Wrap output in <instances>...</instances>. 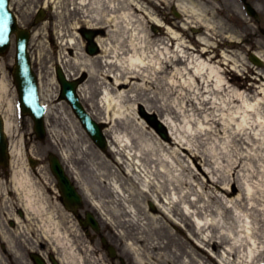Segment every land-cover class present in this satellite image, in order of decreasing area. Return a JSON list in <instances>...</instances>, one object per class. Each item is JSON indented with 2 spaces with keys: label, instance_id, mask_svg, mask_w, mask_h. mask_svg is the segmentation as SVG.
Returning a JSON list of instances; mask_svg holds the SVG:
<instances>
[{
  "label": "bare ground",
  "instance_id": "6f19581e",
  "mask_svg": "<svg viewBox=\"0 0 264 264\" xmlns=\"http://www.w3.org/2000/svg\"><path fill=\"white\" fill-rule=\"evenodd\" d=\"M74 3L77 6L80 3L82 9V16L72 23L74 29L81 25L84 29H97L96 40L101 51L96 56L87 53L84 57H71L69 48L77 47L78 43L63 40L58 64L68 77L79 71L88 73L89 77L79 86L78 92L92 117L108 124L104 132L110 152L92 150L93 139L80 122L59 112L52 104L53 95L45 91L43 84L40 90L50 135L58 144L63 138L67 141L62 157L82 164L84 173L76 172V178L85 197L97 212H104L105 222L111 228L126 223L127 229L136 231L129 247L137 264H264V82L254 94L249 91L257 90L255 83L246 90L230 83L226 64L238 70L239 59L226 50L220 52V56L211 54L212 47L220 44L207 35L198 36L204 46L197 49L167 25L166 34L170 40L159 42L158 39L159 43L152 44L154 35L145 25L142 14H150L154 25L164 23L139 0H73ZM176 5L181 12L195 14L204 21L208 33L218 26L215 21L203 17L204 10L194 1L177 0ZM57 12V25L60 26L64 15ZM57 33L64 35L66 32L59 28ZM38 36L36 31L33 38ZM257 53L264 59V53ZM2 65L0 62V70ZM252 66L253 72L264 79L257 65ZM242 70L244 68H240V72ZM167 73L170 75L163 76ZM257 75L254 77L258 78ZM161 79L165 80L163 84L169 93L179 87L186 93V88L193 91L191 94L194 93L197 103H213L220 113L206 114V120L213 122L211 131L230 133L235 142L246 145V150L235 159L224 154L223 159L229 165L216 166L213 177L203 182L195 183L191 178L197 180L196 175L186 174L185 164L177 161L181 157L179 151L170 150L162 141L148 137L149 122L139 116L145 111L143 108L139 114L136 111L130 116L124 110L129 93L152 91L154 83ZM96 93H99L98 100L94 98ZM138 104L134 105V111ZM184 111L185 108L179 110L180 113ZM0 112L5 119V130L14 136L20 115L18 94L4 70L0 75ZM194 114H190L192 118ZM53 116L56 125L61 119L67 130L65 127L62 130L56 126L50 128ZM163 120L172 141L182 143L183 129ZM78 126L84 130V135ZM11 149L13 174L6 185L12 186L18 206L27 211L24 221L29 231L36 236L40 234L38 240L41 242L54 243L62 264H86L78 251L83 238L81 235L79 238L80 226L73 218L68 219L65 208L59 210L47 194L48 190L33 176L23 140L16 143L13 139ZM31 153L35 151L28 150V154ZM199 155L197 153L196 157ZM209 156L203 155V160L210 165ZM246 157L253 163L244 165ZM240 167L246 172L240 174ZM0 185L6 190L4 181L1 180ZM208 188L221 190L227 197L215 207L213 198L217 196L206 197ZM3 196L5 201L11 198L8 189ZM234 196L235 200L231 201ZM146 201L152 207L145 205ZM215 208H221L222 212H206L217 210ZM16 219L20 223L23 221L18 216ZM190 223L196 232L184 231ZM0 231L2 240L8 242V250L17 253L14 233L3 226ZM126 231L122 232L123 237ZM220 248L221 253L217 251ZM26 261L27 255H24L22 263L27 264ZM94 264H98L96 260Z\"/></svg>",
  "mask_w": 264,
  "mask_h": 264
},
{
  "label": "rangeland",
  "instance_id": "374dc122",
  "mask_svg": "<svg viewBox=\"0 0 264 264\" xmlns=\"http://www.w3.org/2000/svg\"><path fill=\"white\" fill-rule=\"evenodd\" d=\"M130 1V0H129ZM141 3H143L146 6V10H150L152 13H154L155 16L158 18H161V13H165L167 9H164L161 7L159 4V0H139ZM34 4L33 6L29 7V4H27V25L30 24V20L32 19V14L31 11H34V8H37V2L32 3ZM167 4V3H166ZM62 8V7H61ZM60 8V9H61ZM169 8V5L168 7ZM76 9L70 8L69 11H74ZM30 11V12H29ZM72 13V12H71ZM136 15H139L137 17H141L139 12H135ZM144 16L143 19H145V25L148 27L150 30L151 34L154 35L153 42L154 43H159L163 41H168L169 36L166 34V27H163V30H161V33H157L154 31L151 19H149L150 14H145L147 17ZM69 18L70 15H68ZM81 16V15H80ZM67 17H63V21L61 18H59L62 22L60 26L57 25L58 21V16L55 15V13L51 12V17L46 23L38 24L35 26V31L38 32V38H31L30 41V46L29 50L32 56L33 60V65H34V70L36 73L39 75V79L41 84H43V87L46 92L51 93L53 95L51 100L54 102L52 104L55 105V107L59 110L61 114L64 115H69L71 118L74 120H78L77 116L73 112L70 104L66 100H61L60 99V90H61V85L58 82L56 78V67L58 65L59 57H60V50H61V41L64 40V42L69 41L72 43H75L77 41L78 46L77 47H72L69 48L70 51V56L75 57V56H85L87 54L86 51V41L82 39L81 35H77L78 30L74 29L73 27V21H70ZM68 20V21H64ZM32 24V23H31ZM170 27H172L174 30L178 31L181 33V36L183 37L184 40H187L186 43H191L194 44L198 49L200 47L197 46V43L195 41H191L189 39H192V37L188 34L187 30L185 29L184 26V21L182 20L181 22L176 20V23L171 24L169 23ZM58 27V28H57ZM63 28L64 32H66L64 35L57 33V29ZM218 36V35H217ZM195 37V36H194ZM77 39V40H76ZM159 40V42H157ZM155 40V41H154ZM177 40H175V45H176ZM198 53V52H197ZM200 53V52H199ZM211 54H215L214 52L210 51ZM231 53V52H230ZM88 55V54H87ZM236 58L239 59V62L241 64L240 68H246L248 66L247 63H245L246 59H244V54H234ZM244 56V57H243ZM14 59H15V46L13 45L11 50L9 51L8 54L5 56H2L0 58V62L3 63L4 71L7 73V78L12 81L14 84V78L11 74V71L8 69L13 66L14 64ZM230 65H227V70H226V75L228 79L230 80V83H232L235 86H238L242 90H246L247 86L255 83L258 85L257 90L251 92V94H254L260 90L259 85L264 82V79L257 75V73L252 72V69H247L246 72L242 71L241 73H237L236 71L232 70L230 68ZM238 68V70H240ZM259 69V68H258ZM231 71V72H230ZM264 73V68L261 70ZM240 72V71H239ZM241 74V79L237 81L236 76H240ZM0 75H3V69L0 70ZM86 75L85 80L89 77L87 72L84 71H79L77 72V75H72L70 78L73 79L75 77L79 76H84ZM170 75V74H164L163 76ZM257 75L258 78H255L254 76ZM112 79V78H111ZM84 80V81H85ZM110 80V79H109ZM112 81V80H110ZM164 81L159 80V82L154 83V87L152 91H135L129 93V96L125 99L124 101V110L127 112V115L130 116L134 112H138L140 110V105H144L147 109L154 111L157 113L162 119H167L170 122H173L177 124L178 126L181 127V137L183 139L182 143L178 144L175 143L174 141L169 140V139H164L161 137V135L156 132V130L149 126L146 128L147 129V134L148 137H153L155 141H162L170 150L176 149L180 153V158L177 159L178 163L181 162L185 164L186 167V174L188 173L191 175H196L197 180L192 177V181L195 183L198 182H203L206 178H211L214 175V172H216V166L225 164V166H228L229 163L223 159L224 154H227L230 159H235L237 156H239L240 153H242L243 150H246L244 148V145H241V143L235 142L232 136H229L230 133L226 132H219V131H211L210 127L213 126L212 120L208 122L206 120V114L209 113L211 114H216L220 113L219 111H216V109L213 107V103H205V104H200L196 102V98L191 94L193 92L192 90H186V93L182 92V88H177L174 90V93H169L167 87H164ZM16 87V85H15ZM205 90V88H204ZM200 97H202L200 95ZM96 100L99 98V93H96L95 97ZM186 101L183 103V101ZM203 101V100H202ZM136 103H139L134 111V105ZM203 106V108H201ZM183 107V108H182ZM186 112H179V110L184 109ZM195 113L193 115V118L191 117V113ZM140 116V114H139ZM141 117V116H140ZM79 121V120H78ZM56 117L53 116L51 118V124L50 128L55 127L58 130H62V128L65 127L67 130V125H64V122L61 121L56 125ZM80 122V121H79ZM17 127H16V133L14 136H11L14 141L21 142V140L24 141V147L25 145L27 146L28 150H34L35 153H31L30 155L39 159V166L37 167L36 172L34 173L32 168L29 166L31 171L33 172V176L36 178V180L39 182V184L44 187L45 189L48 190L47 194L49 195L51 201H53L59 210H62L63 206L61 205V201L59 199L58 195V187L55 186V178L51 173L50 170V164L48 161V154L50 152H55L59 154L65 163V166L67 168V171L70 173V175L74 178H76V172L79 174L84 173L82 171V164H80L78 161L74 160H68L66 161L64 157H62V150L66 149V140L63 138L60 141V144L55 142V138L50 135L48 132L46 135V138L43 140H40L37 135L35 134L34 131V120L30 115H23L21 118H18L17 122ZM79 125L82 126V124L79 123ZM106 127L108 124H105ZM81 126H78V129L82 134L84 135V130L81 128ZM206 129V131H205ZM187 131V132H185ZM203 131V133H201ZM209 131V132H208ZM82 138V137H81ZM86 138V137H83ZM88 138V137H87ZM92 150L95 151H103L99 146L96 144L91 145ZM105 153L110 152V150L104 151ZM197 153H199V157H196ZM206 154H209V158L212 160V163L206 164L203 160V155L206 156ZM244 154V153H243ZM88 159V157H87ZM180 159V160H179ZM224 161V162H223ZM252 160L250 158H245L244 159V165L248 166L252 164ZM246 168V167H245ZM240 174H243L245 169L241 170L240 169ZM77 184L79 185V181L77 180ZM80 187V185H79ZM209 189V188H208ZM205 190L206 197L207 195H213L217 196V198H213L214 203H216L215 207L217 205H220V202H222L223 199H225L227 196L224 194L223 191L221 190H215V189H209ZM81 192L84 194L82 188H80ZM238 191V190H237ZM84 194V200H85V206L86 209L91 210V212H95L96 215L98 216L103 232L107 235V238L112 242L113 245H115L118 249V251L126 258L127 264H137L134 256L132 255L131 249H130V242H132L131 236L135 234V230L128 227V229L125 227L127 225L124 224H118L116 227L111 228L106 222L104 218V212H97L95 209L94 205L92 202H90ZM226 196V197H225ZM220 198V199H219ZM230 199V197H228ZM227 198V200H229ZM235 200V196L231 198V201ZM230 201V200H229ZM18 199H9L8 201H3L1 195H0V205L2 203V206L0 208L1 212H9V214L5 213L6 220H9V216L11 215L10 213L13 212V206L17 207L18 206ZM147 202V201H146ZM145 205H148L149 207H152L150 203L147 202ZM191 205V204H190ZM193 206V205H191ZM193 209V207H191ZM217 210L214 211H206V212H222L221 208H215ZM26 211V210H25ZM60 213H58L59 215ZM68 219L71 220V216H68ZM72 222L68 223L71 224ZM192 225V224H191ZM6 228L11 232L14 233L13 238L15 241V248L17 250V253L15 252H10L8 251V255H11L14 257L15 261L21 262L25 253L27 252V264H35L30 256V248L34 251H40L45 253L47 250L46 248H42L41 246V241L38 240V237L33 233L29 231V228L27 227V221H24L20 224L19 227H16L13 231V229L6 223L5 224ZM192 229V226H191ZM126 231L125 237H123L121 234ZM133 230V231H132ZM25 231V234L22 232ZM123 232V233H122ZM0 234L2 235V232L0 231ZM41 238V237H40ZM79 238H82L79 234ZM6 246H8V242L5 241ZM86 240L83 237L80 241V246H83L84 249H82L80 246H78V251L79 253L84 256V261L86 264H94V260L98 264H104L103 260L108 261L109 258L105 256L104 252L101 249V241L100 239H97L96 242L94 243V247H89L86 245ZM89 244V243H88ZM55 244L50 242L47 245V248L49 250H52V248H55ZM96 248L97 255L98 257L94 256L93 250ZM1 250V257H0V263L5 264L6 262L3 260L4 252ZM219 249H217L218 251ZM20 252V255H18ZM100 254H102V259H100ZM110 261V260H109ZM108 261V262H109ZM118 264H121L118 261Z\"/></svg>",
  "mask_w": 264,
  "mask_h": 264
},
{
  "label": "water",
  "instance_id": "95a60500",
  "mask_svg": "<svg viewBox=\"0 0 264 264\" xmlns=\"http://www.w3.org/2000/svg\"><path fill=\"white\" fill-rule=\"evenodd\" d=\"M3 35L2 30H0V36ZM8 36V34H7ZM8 39H2L0 38V51L5 49L8 46ZM27 43H28V36L27 39H21L18 42L19 46V54H18V66L15 72V76L19 85L20 93L23 98L24 96V101L25 103V110L27 111H32L35 113L32 109V107H35V111L38 114L36 116L37 120V129L42 131V114H43V107H41L38 104L37 98L34 96L36 93L37 89V80L36 77L32 71L31 68V62L29 59V55L27 53ZM91 53L96 52L95 47H91L89 49ZM58 74H59V79L61 80L64 90H63V96H66L69 101L72 103L76 113L79 115L81 118L82 122L86 126V128L89 130V132L92 134V136L95 138L96 141H98L101 145H105V139L102 135L100 126L97 125V123L91 118V116L87 113L83 105L81 104L78 95L75 92V86L77 85L78 81L75 82H69L66 79L65 74L61 70V68H58ZM27 99L28 102L32 105L27 104ZM143 113L148 117L150 121L156 122L157 126L160 128V130H163V125L161 122H159L154 115H149L146 114L144 111ZM2 134L1 132V126H0V135ZM165 136V133H163ZM53 168L61 181L63 183H66L65 188H64V193L66 197L69 200H77L79 198L78 194L75 192L73 187L69 184L67 177L64 175L63 168L59 161L56 158H53ZM37 262L39 264H43L42 260L40 258H36ZM55 264H58L55 262Z\"/></svg>",
  "mask_w": 264,
  "mask_h": 264
},
{
  "label": "flooded vegetation",
  "instance_id": "af4514ba",
  "mask_svg": "<svg viewBox=\"0 0 264 264\" xmlns=\"http://www.w3.org/2000/svg\"><path fill=\"white\" fill-rule=\"evenodd\" d=\"M9 6L14 9L19 18L20 15H24L22 12H18L21 8L27 7V0H7ZM202 4L208 9L222 8L232 10V17L234 23L237 26H242L246 22V19H250L251 22L257 24L258 32L251 36H246V40L251 43L252 47L260 45L259 41H264V0H189ZM249 9V13L247 11ZM241 30V29H239Z\"/></svg>",
  "mask_w": 264,
  "mask_h": 264
}]
</instances>
